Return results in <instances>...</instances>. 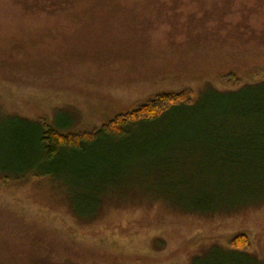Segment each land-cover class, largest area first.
<instances>
[{
	"label": "rangeland",
	"instance_id": "obj_1",
	"mask_svg": "<svg viewBox=\"0 0 264 264\" xmlns=\"http://www.w3.org/2000/svg\"><path fill=\"white\" fill-rule=\"evenodd\" d=\"M255 67L264 76V0H0V175L8 178L0 187V264H233L218 248L241 233L250 254L235 264H264V199L216 213L184 209L192 193H211L225 207L262 195V187L239 186L238 169L219 165L225 181L213 183L201 164L187 189L179 182L188 168L161 174L138 164L128 174L133 187L126 181L116 194L109 184L99 194L45 174L73 158L30 167L37 136L23 133L26 118L88 130L152 93H199L207 79ZM117 154L100 146L74 166L103 168ZM96 206L93 217L75 215Z\"/></svg>",
	"mask_w": 264,
	"mask_h": 264
},
{
	"label": "trees",
	"instance_id": "obj_2",
	"mask_svg": "<svg viewBox=\"0 0 264 264\" xmlns=\"http://www.w3.org/2000/svg\"><path fill=\"white\" fill-rule=\"evenodd\" d=\"M262 75L263 71L255 67L244 77L232 71L207 79L208 84L199 93L191 87L160 90L135 102L127 111L108 118L100 126L83 131L63 130L73 123L67 125L48 118L38 121L23 119L26 126L23 133L37 136V148L40 151L30 156V167H34L37 162L43 164L55 160L63 164V160L68 157L73 158L76 163L84 154L104 146L118 154L108 157L103 163V168L95 169L85 164L80 167L74 166L73 163L68 167L50 166L46 168L45 174L55 173L68 181H77L85 189L99 194L106 193L110 184L113 185L111 187L115 193L119 194L126 181L131 182L127 183L131 187L135 184L128 174L131 168L138 164L148 168L158 167L161 174H173L179 169L188 168V173H185L179 182L186 185L187 189L191 187L189 184L194 179L192 170L202 171L201 164L203 171L205 168L207 170V182L225 181L221 178L223 173L219 170L220 165L223 169L227 166L228 169L240 171L237 176L240 187L242 183H251L264 189ZM27 137L22 138L26 141ZM26 158V155L21 154L19 159L24 164ZM32 158L36 160L33 161ZM131 161H136L132 167L123 164H131ZM7 180V177L0 175V187ZM262 199L264 190L262 195L256 196L255 199H236L232 206L225 207L219 206L218 198L211 193H204L203 196L192 193L184 200L191 202L192 206L182 208L197 213H216ZM87 200H91L95 205L101 202L98 198ZM215 202L216 206L213 208ZM97 209V206L94 211L82 208L75 215L79 218L93 217L100 211ZM90 212L93 214L86 216ZM224 239L229 245L218 248L222 252L224 263L233 258L235 264L239 255L250 254V238L247 234L241 233ZM40 249L41 254L51 259L50 251L47 252L46 248ZM208 254L209 250L204 255ZM54 256L58 261L59 256ZM199 257L198 255L195 259Z\"/></svg>",
	"mask_w": 264,
	"mask_h": 264
}]
</instances>
